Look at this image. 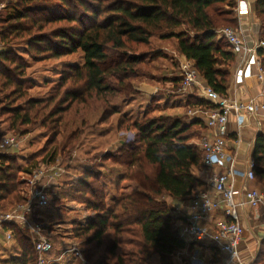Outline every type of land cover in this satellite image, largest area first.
I'll use <instances>...</instances> for the list:
<instances>
[{"label": "trees", "instance_id": "1", "mask_svg": "<svg viewBox=\"0 0 264 264\" xmlns=\"http://www.w3.org/2000/svg\"><path fill=\"white\" fill-rule=\"evenodd\" d=\"M0 3L6 8L0 14V42L5 46L0 51V115L5 116L2 122L10 130L28 125L42 127L47 136L38 152L49 148L45 163L53 165L58 157H65L58 198L79 200L95 212L86 224L73 222L74 236L83 238L82 253L88 263L150 264L155 259V264H175V255L186 247V242L179 235L173 202L192 198L196 187L202 185L195 174L202 167V153L189 141L197 137L203 124L199 119L187 123L180 116H151L147 106L137 114L133 108L121 111L123 103L135 94L130 80L137 75L136 67L148 57L164 56L160 47L136 53L129 45L149 46L153 40L174 39L177 52L193 64L205 84L225 96L235 56L227 42L217 37V31L226 24L236 27L235 1ZM254 16L259 21L258 37L264 40V0L254 1ZM111 50L118 56H111ZM75 54L79 56L77 63L70 59ZM258 55L264 70V50L259 49ZM60 58L62 69L55 70L58 76L49 91L37 97L31 95L32 87H45L50 77L34 75L36 69L29 71L30 68ZM41 76L40 82L37 78ZM90 99L94 105H88ZM99 101L103 106L100 124L117 115L115 130L132 133L128 141L118 145L117 152L101 157L110 159L113 167L117 166L114 170L110 163H101V168L93 171L80 164L82 157H78L83 150L84 128L90 127L85 125L84 113L94 111V106L99 108ZM184 101L204 110L213 108L194 95ZM67 128L71 130L64 142L56 144ZM7 133L0 130V137ZM73 151L77 153L75 157ZM35 154L28 156L23 167L16 163V157L0 153V210L26 201L19 194L22 182L18 174L23 170L31 173L38 166ZM252 161L255 179L264 184V134L259 132ZM69 170L76 175L70 177ZM94 181L100 185L96 187ZM123 181L135 183L139 190L121 191ZM49 212L60 218L54 209ZM5 229L11 231L13 244L7 256L0 257V264H36V251L24 233L25 227L13 222L4 224L0 231ZM262 249L253 264H264Z\"/></svg>", "mask_w": 264, "mask_h": 264}, {"label": "built area", "instance_id": "2", "mask_svg": "<svg viewBox=\"0 0 264 264\" xmlns=\"http://www.w3.org/2000/svg\"><path fill=\"white\" fill-rule=\"evenodd\" d=\"M4 5L0 3V12ZM234 12L238 21L235 28L223 27L218 29L217 37L223 38L233 55L239 57L238 67L234 79L253 78L264 88V70L260 65L258 50H264V40L258 37L259 22L253 19L254 12L248 0H235ZM4 45L0 44V51ZM184 74L181 78L180 88L183 91L191 89L196 95L209 103L213 108L209 110L197 109L205 116L207 133L199 138L196 145L202 153V166L206 169L223 167L221 172L212 173L207 178L205 186L209 191H203L199 198L193 202L191 212L185 222L179 225V235L185 242L206 243L227 255V262L233 264H246L240 255V244L245 228L240 220L239 210L243 206L250 208L264 207V189L248 188L246 184L255 180L253 161L246 169L245 185L241 188L235 186L236 167L235 160L228 153V118L233 116L237 122V135H240L243 115L256 117L258 132L264 134V100L251 97L244 101H236L227 94L220 96L205 84L199 72L190 61H185ZM261 96H264L262 93ZM239 142L240 140L237 139ZM23 140L13 134L0 137V153H10L19 150ZM237 147V146H236ZM64 172L45 162H40L32 171L27 181L31 189L25 198L26 201L15 204L5 211L0 210V229L4 224L17 223L29 229L36 255V264H86L82 252L69 242L56 257H50L53 241L45 231L42 224L35 223L31 216L35 211L49 205V195L43 188L58 185V179ZM41 185L42 189H33L34 185ZM242 197V198H240ZM220 213L222 219L213 224L206 225V218ZM4 242L10 245L13 241L10 230H2ZM69 246V247H68Z\"/></svg>", "mask_w": 264, "mask_h": 264}, {"label": "rangeland", "instance_id": "3", "mask_svg": "<svg viewBox=\"0 0 264 264\" xmlns=\"http://www.w3.org/2000/svg\"><path fill=\"white\" fill-rule=\"evenodd\" d=\"M235 1V0H234ZM253 0H250L252 2ZM248 1L250 8L254 12V4ZM6 8L1 10L0 14L3 15L5 13ZM258 21V20H257ZM259 22V21H258ZM238 25V21H237ZM236 25V26H237ZM223 27H230L235 28V25L226 24L222 25L219 28ZM218 38H216L217 40ZM1 44V42H0ZM3 44V43H2ZM136 51V53H146L150 48L160 47L161 51H163L164 56L162 57H155L151 58L148 57L144 60L143 63L139 64L136 67L135 72L137 73L136 77L132 78L131 87L132 91L135 94H131L132 98H128L127 102L121 106V111L127 110L129 108L134 109V113L137 114V111H142V109L147 106L149 115H171V116H180L184 121L189 123L191 121V117H195V115L201 114L196 110L199 109L198 107L187 105L184 101L188 95H194L198 100L200 99L194 91L191 89H187L183 91L180 88L181 78L184 74V66L185 61H188L180 56L177 52L176 42L174 39L168 41H158L153 40L151 45H129ZM5 47V46H4ZM20 51V49H19ZM19 54L23 55L22 52ZM109 54L113 57L118 56L117 52L114 50L109 51ZM235 56V55H234ZM23 57L27 58V55H23ZM71 61L77 63L79 61L78 55L71 56ZM62 59L50 60L44 63H38L33 65L29 71L35 70L34 75L40 76L45 75L50 77V82L44 86L36 85L30 89V94L37 97L40 95L46 94L49 91V87L53 85L58 75L56 72L61 68L60 61ZM239 60L235 56V60L230 65L231 70V79L234 80V74L236 73L237 69L243 72V67H238ZM261 65V61H260ZM57 70V71H55ZM28 71V70H27ZM41 72V74H39ZM41 76L37 78L40 82L42 81ZM240 77L243 79V73L240 74ZM177 81H173V80ZM245 79V78H244ZM262 92L264 94V88H262ZM94 105L95 102H92L90 99L88 105ZM99 108L95 107V110L92 112L84 113L85 117V125L88 124L90 127H85L86 134L83 143V150L80 151L81 154H78V157H82V161L80 164H84L90 166L93 171H97V169L101 168V163H110V159H103L101 158L107 152L109 154L115 153L118 150L119 144H124L132 133L126 131H116L115 122L117 119V115L110 117L105 121V123L100 124L99 117L103 112V106H100V101L98 102ZM201 109V108H200ZM204 110V109H202ZM89 111V110H86ZM67 117V116H66ZM4 115H0V130L5 133L8 132L9 134H13L18 138L23 140L22 146L19 150L11 151L10 153H2L6 154L8 157H12L14 159L17 158L16 163H22L23 167H26V160H28V156L33 155L36 153L34 159L35 161L46 162L48 149L44 152H38L46 139V130L42 127H33L32 125L19 127L18 129L10 130L7 128V124L2 122L4 119ZM99 123V124H98ZM98 124V125H97ZM70 126V124H69ZM198 129V127L196 128ZM70 128L63 129V138H58L56 140V144L63 143L65 140V135L70 131ZM84 131V132H85ZM203 131V127L200 128L197 133V137L200 138ZM65 132V133H64ZM200 132V133H199ZM7 133V134H8ZM49 134V132H47ZM196 142V139L194 140ZM51 149V148H50ZM84 154V155H82ZM77 155L76 151L72 152V156L75 157ZM16 157V158H15ZM20 161V162H19ZM39 162V163H40ZM55 163L52 165L56 169H60L65 172V157L61 159L58 157V160L54 161ZM79 163V162H78ZM111 164V163H110ZM114 165L111 164L110 169H116L117 166L113 167ZM203 168V167H202ZM199 169L200 173L203 174L202 177L206 179L207 177L204 176V170ZM119 169V168H118ZM199 170H196L199 172ZM33 171V170H32ZM31 173L20 172L18 174V179L22 182V185L18 188L19 194L23 198L27 197L29 190L31 189L30 184H28V180L31 178ZM69 176L73 177L76 175V172L69 170ZM63 175V174H62ZM61 175V176H62ZM60 176V177H61ZM60 177L58 182L60 183ZM257 184L259 188L264 189V184L260 183L257 179ZM94 185L98 187L100 182L94 181ZM61 184L56 186H50L49 188H43L49 195V207L43 211H35L31 216V220L35 221V223L42 224L45 228V231L50 235L53 241V249L50 253V257H56L62 249L66 248L69 242L73 243V245L78 248L81 252L84 249L83 245V238L82 237H75L73 232V222H78L80 224H86L89 220H91L95 212L88 208L83 202L79 200H74L70 197L65 198H58V190ZM42 189V186L37 184L33 186V189ZM120 190L124 192H134L135 190H139V186H137L133 182L123 181L120 184ZM7 208H10L8 206ZM54 209L59 215L60 218H54L51 216L49 210ZM48 210V211H47ZM47 211V212H46ZM39 218V219H38ZM89 219V220H88ZM24 233L33 238L32 235L29 233V229L25 228ZM107 239L105 240V242ZM4 241L0 238V251L5 248ZM69 247V246H68ZM261 248H264V242L261 244ZM263 250V249H262ZM264 251V250H263ZM0 252V256H1ZM37 255V252H36ZM83 255V253H82ZM84 257V255H83ZM86 264H89L86 258L84 257ZM175 264H183L182 259H178V257L174 258ZM156 260L151 259L150 264H155ZM63 264V263H61Z\"/></svg>", "mask_w": 264, "mask_h": 264}, {"label": "crops", "instance_id": "4", "mask_svg": "<svg viewBox=\"0 0 264 264\" xmlns=\"http://www.w3.org/2000/svg\"><path fill=\"white\" fill-rule=\"evenodd\" d=\"M248 1L250 2V0ZM254 1L255 0L250 2V4H254ZM253 19L256 21L255 16ZM236 58L239 60L238 56H236ZM262 90V87L253 78H241L237 80L230 78L227 95L230 96V98H234L236 101H244L256 96H258L260 101H262L264 100V96H261L263 93ZM200 110H202V108ZM193 119H199L202 121V137L205 133H207V128L205 127V116L203 113H201L199 115H195V117H191V120ZM241 123L242 127L240 128V135H237V122L235 118L232 115L228 118V129L230 132L227 143L228 153L229 156L233 157L235 160V186L237 188H241L245 185L244 173L252 161L255 136L258 133L256 117L243 115ZM195 139L197 141L199 138H192L189 143L194 144ZM237 139L240 141L238 142ZM202 169L204 170V176L208 178L212 173L221 172L223 167L218 166L213 169H206L203 167ZM199 173L200 170L199 172L195 171L196 176L202 180V185L196 187L192 198L180 202H173V205L175 206L174 212L176 217H178V226L185 222L186 218L189 216L193 202L199 198V194L206 190L211 192V189H208L207 186H205L206 179L202 177L203 174L201 175ZM257 183L258 182L255 179L254 181L248 182L246 185L248 188H259ZM239 215L241 223L245 228L244 236L240 244L241 259L246 264H253L259 249L261 248V244L264 242V207L260 206L256 209L243 206L239 210ZM221 219L222 215L217 213L207 217L205 223L208 227H212L215 222ZM3 234L4 233L0 231V238H2L4 241ZM3 244H5V248L0 251L2 254L0 256L1 258L7 256V251L11 249L13 241L10 243V245L5 242ZM175 257H178L180 260L182 259L183 264H233L227 262V255L225 253L218 251L209 244L198 243L194 241L186 242V247L177 252Z\"/></svg>", "mask_w": 264, "mask_h": 264}]
</instances>
